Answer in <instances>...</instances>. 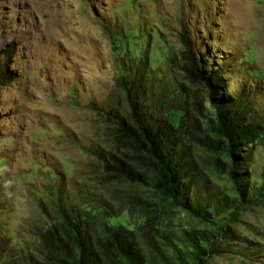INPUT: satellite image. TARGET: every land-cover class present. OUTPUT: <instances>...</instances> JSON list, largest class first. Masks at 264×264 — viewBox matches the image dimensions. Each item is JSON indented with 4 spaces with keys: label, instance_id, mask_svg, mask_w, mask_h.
<instances>
[{
    "label": "rangeland",
    "instance_id": "rangeland-1",
    "mask_svg": "<svg viewBox=\"0 0 264 264\" xmlns=\"http://www.w3.org/2000/svg\"><path fill=\"white\" fill-rule=\"evenodd\" d=\"M184 36L261 133L242 154V205L216 156L192 143L199 179L182 196L211 205L207 222L156 193L114 143L129 88L175 127L187 111V126L200 124L208 91L175 65ZM0 71V264L39 259L38 234L71 210L130 231L147 256L150 219L173 259L192 264L186 234L214 243L203 264H264V0H0ZM117 159L145 183L118 178Z\"/></svg>",
    "mask_w": 264,
    "mask_h": 264
},
{
    "label": "trees",
    "instance_id": "trees-1",
    "mask_svg": "<svg viewBox=\"0 0 264 264\" xmlns=\"http://www.w3.org/2000/svg\"><path fill=\"white\" fill-rule=\"evenodd\" d=\"M182 44L184 49L175 62L178 71L189 85L200 84L208 91L209 110L203 113L196 109L200 124L194 128L191 124L190 129L185 119L190 120L192 116L187 111L175 127L163 118L156 106L150 112L143 98L145 92L138 94L129 88L126 90L128 114L125 118H117L114 124V143L118 151L130 152L136 167L153 175L150 186L156 193L171 199L199 221L207 222L211 205L185 200L182 196L184 181L197 183L199 179L198 170L189 160L192 143L216 156V166L226 173L239 205H242L246 196L242 184V154L261 133L248 119L246 98L241 95L222 98L218 92L222 89L218 69L206 64L185 36ZM6 79L7 73L0 71V80ZM109 116L112 119L115 115L109 112ZM130 165L117 159L110 171L127 182L145 183V175L132 170ZM230 206L225 205L222 210ZM143 235L147 240L148 256L130 231L114 228L106 221L99 224L95 218L85 220L79 211H62L58 220L38 234L40 258L29 264H175L174 260L186 264V258L178 250L174 251L173 259L157 244L158 232L150 219L146 221ZM184 237L183 243L190 250L188 257L192 264H203L204 258L216 253L212 240L196 235L185 234Z\"/></svg>",
    "mask_w": 264,
    "mask_h": 264
}]
</instances>
